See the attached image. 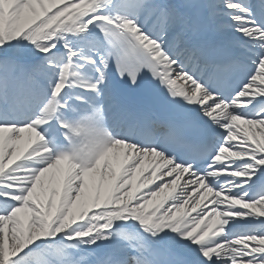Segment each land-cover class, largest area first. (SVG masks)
Here are the masks:
<instances>
[{
	"label": "bare ground",
	"instance_id": "1",
	"mask_svg": "<svg viewBox=\"0 0 264 264\" xmlns=\"http://www.w3.org/2000/svg\"><path fill=\"white\" fill-rule=\"evenodd\" d=\"M61 4L65 5L59 8ZM114 4L115 0H6L5 7L12 10L8 19L0 11V39L7 25L13 23L8 28L10 31L15 29L16 37L22 35L20 45L34 42L36 47L32 56L18 54L11 60L22 61L37 57L42 51H53L57 55L60 46L68 42L65 31H73L67 25L70 18L85 20L90 11L109 8ZM44 11L53 13L42 21ZM41 21L44 25L40 28H29L31 25H39ZM52 38H56V41L53 42ZM44 39L46 43L42 44L41 40ZM262 72L264 73V65ZM246 97L264 98V77L258 79L253 93ZM250 132L251 136L244 133L238 138L241 141L238 146L246 153L252 152L247 145L249 137L264 147V121L253 124ZM2 139L0 136V198L9 200L0 203L6 207L1 210L6 214L0 219V264H23L26 259L37 258V249L51 246L52 242L66 244L69 235L76 229L85 233L73 244H90L89 249L96 248L100 255L120 251L121 246L115 240H109V237L112 234L120 235L121 227L136 228L145 210L170 195V183L164 182L160 186L167 176L160 174L159 166L151 169L158 160L142 152L133 153L122 149L117 154L107 152L104 148L90 167H81L76 161L66 165L65 161L48 155L36 136L28 130L11 137L6 145L2 143ZM26 151L29 153L24 156ZM18 159L26 161L13 166ZM18 169L23 171L22 184L18 183L19 186L16 187L8 182L13 179L12 176H19L16 172ZM250 170L255 171L257 167L251 166ZM139 180L140 188L146 185L150 187L140 196L139 202L132 206L129 205V198L136 193L134 187ZM116 182H119L117 189L113 187ZM9 191L29 195L18 200L21 202L18 210L8 207L11 202ZM202 201L204 198L177 195L168 203V209L172 212L166 210L161 216H168L166 220H169L184 207L196 202L200 204ZM145 206L148 208L144 209ZM253 207L264 215V199ZM61 219H65L67 228L55 230V224L60 223ZM145 220H149V217ZM217 222L213 218L206 220V224ZM260 233L257 231L258 235ZM96 239L105 242L96 244ZM258 248L262 249L257 250ZM226 249L235 256L242 252L238 264L254 263L257 258L253 255L264 251V239L230 241ZM88 250L80 255L83 256ZM247 258L250 262H243Z\"/></svg>",
	"mask_w": 264,
	"mask_h": 264
},
{
	"label": "rangeland",
	"instance_id": "2",
	"mask_svg": "<svg viewBox=\"0 0 264 264\" xmlns=\"http://www.w3.org/2000/svg\"><path fill=\"white\" fill-rule=\"evenodd\" d=\"M0 48H1V43H0Z\"/></svg>",
	"mask_w": 264,
	"mask_h": 264
}]
</instances>
